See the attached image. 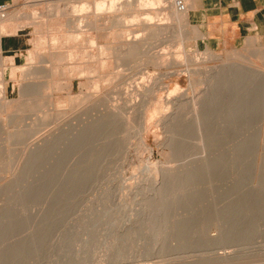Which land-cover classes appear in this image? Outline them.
Returning <instances> with one entry per match:
<instances>
[{"label": "rangeland", "instance_id": "rangeland-1", "mask_svg": "<svg viewBox=\"0 0 264 264\" xmlns=\"http://www.w3.org/2000/svg\"><path fill=\"white\" fill-rule=\"evenodd\" d=\"M68 1L13 0L8 13L13 20L0 33L4 262L264 264V171L259 168L264 129L253 168L249 138L255 124L248 117L250 109H239L256 102L240 104V86L234 85L235 92L230 86H211L207 79L209 71L224 63H231L232 74L234 64L243 73L255 67L252 72L264 74V46L248 40L221 49L195 24L202 0H187L192 9L185 25L169 21L166 34L149 39L138 54L125 56L126 34L142 36L140 26L128 22L138 9L103 16L91 28L79 23ZM87 1L94 11L93 0ZM118 16L127 23L116 21ZM9 69L18 71L16 82ZM233 79L236 84L238 78ZM21 84L37 86L20 96L16 91ZM176 95L188 106L199 100L198 113L211 114L206 129L220 132L205 136L216 139L209 154L218 159L216 172L206 179L203 172L195 173L204 156L193 111L187 107L177 111L172 123L160 121L161 111H174L167 102ZM26 100L34 104L32 110L20 111ZM46 136L50 144L30 164L29 148ZM206 207L218 215L221 226V237L210 245L195 234L211 222ZM176 223H183L182 233Z\"/></svg>", "mask_w": 264, "mask_h": 264}, {"label": "bare ground", "instance_id": "bare-ground-1", "mask_svg": "<svg viewBox=\"0 0 264 264\" xmlns=\"http://www.w3.org/2000/svg\"><path fill=\"white\" fill-rule=\"evenodd\" d=\"M52 2H55V1H52ZM68 2H69V7L71 8V11H72L73 15H75V17H77L79 23L85 22L86 26L88 25L91 28L94 27V20L97 21L99 18H101L103 16L104 17L105 16L109 17V16H111V14L116 13V12H120V11H127V12L131 11L132 12V11H135L136 9H138L140 11V13L138 15H133V16L131 15L130 18L132 17V19H131V21H128V22H129L130 25H131L130 22H133L132 25L135 24L136 26H140V28L142 29L141 30L142 36L136 35V32H130V33L126 34V35H128V37L130 35H132V36L129 37V38L127 37V40H126V43H125V46H124V50H123V53L125 54V56L126 55L132 56V55L138 54L140 52V48L143 47L144 45L148 44V40L149 39L158 38V37L162 36L163 34H166L168 32V30H169V28L167 27V26H169L168 24H170V23H168L169 21L170 22H175V23L180 24L182 26L185 25L187 20H188V12H189L190 9H192L191 3L188 2L187 0H183V2H184V9L183 10H180L177 7L176 0H141V1L137 0L135 2L133 0H123V1L122 0H93L92 4H93L94 11L90 7V3H88L87 0H69ZM54 12H58L56 7L54 9ZM54 14H56V13H54ZM90 15H93V18H89ZM160 16H163V17L160 18ZM125 19L126 18H124V22H126ZM12 20H13V15L12 14H8L4 19L0 20V33H3L6 30V24L10 23ZM115 20L116 21H120L121 20L122 21L121 23H124L122 17H120V16L115 17ZM118 24H120V22ZM94 29H97V28H94ZM100 53H102V50H100ZM121 53L122 52H120V54ZM260 53L264 54V50L261 49ZM207 57L209 59H214V60L217 59V57L212 55V54H207ZM235 59H237V58L235 57ZM238 60H240V62L241 61L242 62H246V64L248 63V64H250L252 66L251 61L249 59L245 58V57H242V58L238 57ZM222 65L219 66V68L216 69V71H215V69H212L214 71H212V70L209 71V75L207 76L208 84H211V86H215V87L223 86V89H224V86H225V88H226V86H230V87H233V91H235V92L238 90L235 87L236 86H238V87L240 86L239 88H241V89L236 92V94L238 96L237 97L238 98L237 101L241 102L240 104H242V102H252V101L256 102V105H254V106L250 107V106L243 105L242 107L239 108V109H243V110L250 109V113L248 114V117H249V119L253 120L252 123L255 124V130L252 133L253 136L251 138H249V142L251 143V146H252V148H250V149H252V152H253V159L251 158V160L253 162V168H254V167H256V159H257V155L259 153L260 143H261V140H262L263 129H264V127H263V124H264V74L261 73V72L259 73L258 70H257V72L256 71L252 72L251 70H254L255 67H254V69H252L253 67L250 68V65H249V68H250L249 70L250 71L248 72V71L244 70V72H246V73H243L241 70H238V66H237V69H236L235 64L234 65L232 64L233 65V74H232L231 63L230 64L224 63ZM234 66H235L236 70L241 71L242 73L240 72V74L239 73L237 74V72L234 71ZM240 66H239V68H240ZM17 69H19V68H17ZM228 70H230L231 73ZM9 71H10V69H9ZM17 72L18 71L16 69H12L10 71V76L15 82L17 80V79H15V76L17 75L16 74ZM30 72L31 71H26V73H25L24 70H20L19 71V73H25L24 74L25 76L30 75ZM212 72H215V73H212ZM234 72H235V74H234ZM19 76H20V74H19ZM46 77L47 78L49 77V73H47V72H46ZM233 78H238V79H240V81L237 79L238 81L235 80L236 84H233L234 82H231L232 80H234ZM46 82L42 83V84L46 85ZM0 84H1V86H0V99H2V97L4 96L2 94L5 91L4 81L2 80ZM41 85H39V86H41ZM195 85L198 86V84H195ZM234 85H236V86L234 87ZM18 86H19V88L17 89L16 92L19 93L20 96H27V95H29V93H28L29 90L34 88V87H36L37 85L36 84L35 85L21 84V85H18ZM250 86L254 87L253 90L251 89L252 91L249 90ZM16 87H17V85H16ZM234 89H236V90H234ZM148 92L149 91H147V93ZM219 92H218V94H219ZM221 93H222V90H221ZM252 93L253 94H257L258 97L252 98L253 97V96H251ZM247 95H249L250 97L248 98ZM180 98H181V95L180 96L176 95L173 98L168 100L167 103L174 107V111L172 110L173 112H171L169 114H167L169 110L167 112H165V113L163 111H161V120L160 121L164 122V123L165 122L166 123H172L175 119H178L177 117L179 116L178 114H180V111L181 110L183 111L187 107H189L193 111L192 113L195 115V120L193 121V125L196 127L195 132L199 135L198 141L200 143V146H199L200 147V153H201L202 156H204L202 158V161L204 162L203 166L201 168H199V170L195 171V173L196 172H203V174H205V179H206L208 174H210L211 172H212L211 174H213V171H215L214 167L217 164L215 160L217 158L216 159L214 158L215 159L214 160L213 158L210 157V154H209V152H210V150L212 148L213 142H215L216 139L213 136H212V138H206L205 136H206V134H212V135L220 134V132L216 131V130L210 131V130L206 129V127H205L206 121L205 120H206V118H210L211 114H208V115H204L203 114L204 116H201L199 114L200 113V111H199L200 109H198L199 108L198 107L199 103L196 102V101H199V100H195L194 99L195 100V101L193 100L194 102L190 101L191 105L188 106L186 104V101H183ZM196 98H199V96L196 97ZM204 98H203V101H204ZM235 98H234V100L236 101ZM9 101L13 102L14 100H9ZM209 101H211V98H210ZM7 103H8V101H7ZM33 105L34 104L32 102H30V101H27V100L26 101H22L20 103V105L18 106V109L20 111L28 110V109L32 110ZM35 105L37 106V104H35ZM146 106H148V105H146ZM4 108H5V106L0 105V110H4ZM35 109H36V107L34 108V110ZM158 110H160V109L158 108ZM177 111H179V113ZM198 111H199V113H198ZM183 114H184V112H183ZM143 127L141 126V129ZM225 127H224V129H225ZM139 131H140V134L143 135L142 133L144 132V130L143 131L139 130ZM46 137L44 139L42 138L43 140L41 141L40 144H35L33 148H31V149L29 148L30 151L28 150L29 151V153H28V157H29L28 162L30 164L34 160V158L37 155V153L39 151L44 150L50 144L51 140H49V137H47V138ZM140 140L143 143L142 136L140 137ZM12 141H13V139H12ZM146 151H147V149H146ZM24 152H25V150H24ZM262 155H261L262 156L261 166L259 165L260 166L259 168H260L261 172H262V170L264 171V148H263V154ZM146 162H148V161H146ZM200 162H201V160H200ZM169 172H171V171H169ZM166 173H167V171H166ZM193 174H194V172H193ZM194 177H195V175H194ZM212 182H213V179L209 176L208 179H207V185H208V189L210 191L209 195H210L211 198L213 197ZM207 209H208V211H207ZM205 211H207V214L209 216H210V214H212L211 215V217H212L211 222H210V224H208V225H206L204 227L196 229V233L195 234L197 236H201L204 239L203 240L204 243H202V244L210 245L218 237H221V236H219L220 227L221 226H219L218 219H217L218 215H216L214 210L209 209V208L206 207ZM210 211H212V213H210ZM220 217H221V215H220ZM205 224H206V222H205ZM176 225H177V223H176ZM184 228L185 227H184L183 223H180L179 225H177V232L178 233H182ZM0 229H3V228H0ZM213 230H216L218 232L217 236H212L211 235V232ZM5 237L6 236H4V238ZM1 241H3V240L1 239ZM1 241H0V243H1ZM5 253L0 254V263L6 264V262H4V259H6V256H7ZM8 256H9V254H8Z\"/></svg>", "mask_w": 264, "mask_h": 264}, {"label": "crops", "instance_id": "crops-1", "mask_svg": "<svg viewBox=\"0 0 264 264\" xmlns=\"http://www.w3.org/2000/svg\"><path fill=\"white\" fill-rule=\"evenodd\" d=\"M195 24L224 50L248 40L264 46V0H202Z\"/></svg>", "mask_w": 264, "mask_h": 264}, {"label": "built area", "instance_id": "built-area-1", "mask_svg": "<svg viewBox=\"0 0 264 264\" xmlns=\"http://www.w3.org/2000/svg\"><path fill=\"white\" fill-rule=\"evenodd\" d=\"M176 5L180 10L184 9L183 0H176ZM12 8L11 3L2 2L0 3V20L4 19Z\"/></svg>", "mask_w": 264, "mask_h": 264}]
</instances>
